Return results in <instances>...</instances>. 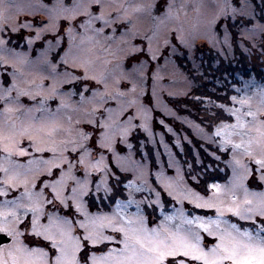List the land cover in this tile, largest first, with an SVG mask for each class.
Returning <instances> with one entry per match:
<instances>
[{
    "label": "snow or ice",
    "instance_id": "snow-or-ice-1",
    "mask_svg": "<svg viewBox=\"0 0 264 264\" xmlns=\"http://www.w3.org/2000/svg\"><path fill=\"white\" fill-rule=\"evenodd\" d=\"M249 7L215 0L207 30L222 29L225 43L238 23L264 33ZM132 9L155 10L0 0V264H264V84L252 81L228 103L209 100L218 111L205 135L216 148L199 171L121 155L135 129L148 130L149 62H171L191 44L182 27L162 46L158 30L139 36ZM41 11L47 19L27 18ZM173 18L169 3L157 29ZM46 29L54 35L36 60L11 46L12 33L31 46ZM130 55L135 75L124 67Z\"/></svg>",
    "mask_w": 264,
    "mask_h": 264
},
{
    "label": "rangeland",
    "instance_id": "rangeland-1",
    "mask_svg": "<svg viewBox=\"0 0 264 264\" xmlns=\"http://www.w3.org/2000/svg\"><path fill=\"white\" fill-rule=\"evenodd\" d=\"M16 2L23 5L32 4L35 6L39 5L41 2L47 3L49 0H16ZM127 2L133 5L143 4L146 6H154L155 10L150 13L147 11L136 12L134 9L130 10L131 19L136 25L135 31L138 32L139 36H151L153 31L158 30V44L162 46L165 35H170L174 29L182 27L184 32L188 35L191 44L190 47H179L176 54L172 56L171 62L165 63L163 58L158 61L149 62V66L146 69V91L148 96L151 97L153 87H155L156 96L152 97L153 108L151 118L148 121V130L145 131L143 128L135 129L130 137L133 145L132 149H126L121 155H129L130 151L132 158L139 161L142 158L141 154L146 153L147 155L144 157L145 160L152 161L155 159L158 166L162 165L165 168H168L167 161L170 159L177 161L180 165H184L185 167V161H187V164H191L194 169L199 171L203 166L199 161H203L204 164H212L213 158L209 154L216 148L214 144L208 142V137L205 135L209 130L206 126L207 121L201 123L187 115H180L170 106L167 98L184 99L186 97H191L193 88L202 85L204 82H216L219 85L224 83L225 85V78L226 80H231L228 76L229 62L231 65L236 66L237 61L241 60L239 61L240 63H246L244 66L249 65L257 69L259 64L264 65V33L259 30L256 32L245 31V28L251 29L252 24L238 23L235 28L230 29L227 43L224 42L225 37L222 29L213 36V34L207 30L206 22L210 18L212 5L215 0H127ZM220 2H222V0H220ZM169 3L173 5L174 18L167 22L166 25H159L157 29L158 22L154 20V16L163 17ZM232 3L235 4L236 0H232ZM258 3L262 6V0H258ZM249 5L250 7L247 11L254 15L256 21L264 23V9H261L262 7H259L253 0H249ZM237 7H239V4H237ZM15 12L16 9L10 10V14H14ZM177 12L179 14V19H175V14ZM24 18L25 15L21 13L20 19ZM27 18L36 20L47 19L42 11L38 12L35 17L28 16ZM35 31V29L32 30L33 36L35 35ZM10 35L13 36L15 42L18 40L17 34L12 33ZM40 35L41 38L38 40L34 39L31 46H28L25 40L23 41L27 45L28 50L16 51L27 54L30 60H36L42 52L48 50L49 46L47 41L52 40L54 33L46 29ZM41 42H44V48L38 50L37 55L32 57L31 52L33 48ZM146 43L147 41H145V44ZM200 46L212 49L215 56L218 57V59L212 60L213 70H210V66H207V63L205 64L206 67H203V62L201 60H196L194 57L195 49ZM184 50L189 52V60L192 63L191 69L196 74L195 79L191 78L189 76L190 74L184 71L177 62L176 56H181ZM138 54L140 53H136L135 55ZM49 55L51 56L52 53L49 52ZM138 56H140L141 59H145L143 55ZM131 57L134 56L130 55L124 61V67L126 72L135 75L133 66L138 62L130 64ZM220 57L222 61L219 60ZM261 71L263 72V78H260L254 73L248 78L237 75L241 80V85L234 87V95L237 94L238 89L241 90V92L245 90L246 85L252 81L264 84V68ZM153 74L157 76L155 85H153L152 80ZM196 79L198 81H196ZM145 100H147V97H145ZM202 100L205 101L206 106L213 107L209 104V100L211 99L203 98ZM213 104L219 103L213 102ZM156 112L159 114L158 117L155 115ZM161 121H163V123H161ZM169 129H171V131H169ZM201 129H203V132ZM194 139L202 141V147L206 151H201L193 141ZM121 147L125 146L121 145ZM217 154L219 155V153ZM221 167H223L222 164ZM155 171L156 168H153L152 172L154 173ZM169 174L174 175V171L170 170ZM185 175H187V172H185ZM209 175L215 176L216 179L220 180L222 183L224 182V173H210ZM249 184L250 186L252 185L251 180ZM186 207L191 206L186 205ZM169 208L170 206L166 204V210H169Z\"/></svg>",
    "mask_w": 264,
    "mask_h": 264
},
{
    "label": "trees",
    "instance_id": "trees-1",
    "mask_svg": "<svg viewBox=\"0 0 264 264\" xmlns=\"http://www.w3.org/2000/svg\"><path fill=\"white\" fill-rule=\"evenodd\" d=\"M259 7H262L261 9H264V0H262V6H260L258 3V0H253ZM263 19V17H262ZM261 19V20H262ZM18 40L15 42L12 40L11 46H15L17 43L20 45V47L16 48V50L26 51L28 50L27 45L23 42L24 39H20L18 34L16 35ZM44 42L38 43L32 50V57L37 55L38 50L44 48ZM38 47V48H37ZM195 58L198 61L203 62V67H206L205 64L207 63V66H210V70H213V62L212 60L218 59L217 56H215V53L212 49L204 48L203 46L197 47L195 49ZM142 55V54H138ZM202 56V57H201ZM145 58V57H144ZM177 62L180 65V67L186 71L189 76L193 79L196 78V74L194 71H192L191 66L192 63L189 60V52L187 50H184L182 52V55L176 56ZM130 64L134 62H138L134 57L130 58ZM219 60L222 61L221 57ZM208 61V62H206ZM238 60L237 65L233 66L229 62V73L228 76L231 79L226 80L225 78V85L224 83L222 85H219L218 83H212V82H204L202 85H199L198 87L193 88V93H191V97H186L184 99L179 98H172L168 97L167 101L170 104V106L176 110L180 115H187L195 120H198L201 123H204L207 121V128L209 129V126L214 122V117L211 115L212 112L218 111V109L206 106L205 101L202 100L203 98H209L213 102L217 103H228V97L235 94V86L238 87L241 85V80L238 78L237 75H241L244 78L250 77L251 74H257L260 78H263V72L261 71L264 68L263 64H259L258 69L256 67L252 66H244L246 63H240ZM247 62L246 60H244ZM243 61V62H244ZM224 63V61H223ZM260 63V62H258ZM210 64V65H209ZM243 65V66H242ZM190 67V68H188ZM224 71V70H223ZM225 72V71H224ZM195 74V75H194ZM196 81H198L196 79ZM198 83V82H197ZM155 115L158 117L159 114L156 112ZM162 116V115H161ZM196 145L200 148L201 151H204L202 145L203 142L199 141L197 139L193 140ZM206 151V150H205ZM222 178V177H220Z\"/></svg>",
    "mask_w": 264,
    "mask_h": 264
}]
</instances>
